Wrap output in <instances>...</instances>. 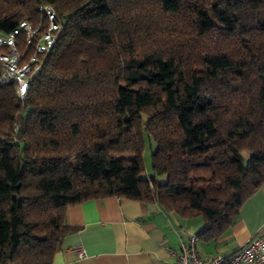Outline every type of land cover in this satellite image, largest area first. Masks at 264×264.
<instances>
[{
	"label": "trees",
	"instance_id": "trees-1",
	"mask_svg": "<svg viewBox=\"0 0 264 264\" xmlns=\"http://www.w3.org/2000/svg\"><path fill=\"white\" fill-rule=\"evenodd\" d=\"M45 3L66 23L25 99L0 84V264H52L106 196L224 234L264 184V0H0V32Z\"/></svg>",
	"mask_w": 264,
	"mask_h": 264
},
{
	"label": "crops",
	"instance_id": "crops-1",
	"mask_svg": "<svg viewBox=\"0 0 264 264\" xmlns=\"http://www.w3.org/2000/svg\"><path fill=\"white\" fill-rule=\"evenodd\" d=\"M69 231L52 264H172L182 241L204 226L198 218L166 213L157 202L116 196L89 199L66 211ZM264 235V184L239 208L238 216L220 237L197 239L196 254L209 259L229 254L250 239ZM80 249L84 255H80Z\"/></svg>",
	"mask_w": 264,
	"mask_h": 264
},
{
	"label": "built area",
	"instance_id": "built-area-1",
	"mask_svg": "<svg viewBox=\"0 0 264 264\" xmlns=\"http://www.w3.org/2000/svg\"><path fill=\"white\" fill-rule=\"evenodd\" d=\"M38 20L20 21L10 32H0V84L14 83L18 99L26 96L29 83L41 70L45 57L53 48L66 21L50 4L38 7ZM195 234L188 235L173 253L172 264H264V235L256 236L229 254H217L209 259L197 256ZM80 255L84 251L80 249Z\"/></svg>",
	"mask_w": 264,
	"mask_h": 264
},
{
	"label": "rangeland",
	"instance_id": "rangeland-1",
	"mask_svg": "<svg viewBox=\"0 0 264 264\" xmlns=\"http://www.w3.org/2000/svg\"><path fill=\"white\" fill-rule=\"evenodd\" d=\"M142 158H143V164L146 170L150 171L151 157H150V150H149L148 143H145V146L142 151Z\"/></svg>",
	"mask_w": 264,
	"mask_h": 264
}]
</instances>
